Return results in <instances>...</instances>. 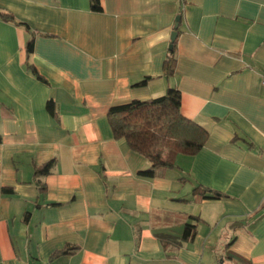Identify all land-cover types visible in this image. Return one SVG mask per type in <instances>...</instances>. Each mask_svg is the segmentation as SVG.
<instances>
[{"label":"crops","instance_id":"1","mask_svg":"<svg viewBox=\"0 0 264 264\" xmlns=\"http://www.w3.org/2000/svg\"><path fill=\"white\" fill-rule=\"evenodd\" d=\"M103 5L0 0L23 23L0 17V264H264V0ZM31 38L45 82L26 66ZM168 87L208 138L143 177L149 160L115 138L108 112ZM190 215L201 218L195 239L165 249L160 236L180 237Z\"/></svg>","mask_w":264,"mask_h":264},{"label":"trees","instance_id":"2","mask_svg":"<svg viewBox=\"0 0 264 264\" xmlns=\"http://www.w3.org/2000/svg\"><path fill=\"white\" fill-rule=\"evenodd\" d=\"M103 1L91 0V9L94 12H103ZM185 2L186 0H181L182 4ZM0 17L9 22L23 24L16 21L15 17L6 11L0 10ZM171 44L173 46L172 48L169 47L167 57L163 64V75L168 78L175 72L177 38L173 42L171 41ZM33 50L34 38H31L26 45L25 51L27 69L38 79L45 82V78L29 62V57L33 53ZM146 80L137 84H143ZM47 109L53 116H57L56 107L52 100L48 101ZM108 117L115 138H124L132 150L149 160L151 164L150 168L139 173L143 177H153L156 169L160 167H174L175 163L172 157L177 153L187 155L197 154L205 145L208 138L206 129L182 114L179 93L172 87H168L167 92L162 96L146 100H132L125 104L112 106L109 109ZM165 150H168L171 154L169 156L164 155ZM56 161V159H52L41 165L34 164L35 175L44 176L51 173ZM44 189L42 186L41 190ZM198 190L205 193L210 192L217 197L224 196L223 193L203 185L195 187L194 191L196 192ZM3 191L7 193L12 192L9 188H3ZM262 210H264V205L259 209V211ZM188 218L194 222L185 223L184 231L180 237L169 235L160 236L165 249L172 243L173 246L179 247L183 243L192 242L195 239L198 230L197 225L201 221V218L194 215H190ZM246 222L247 218L235 221L233 225L235 227L242 226ZM69 252L70 250L68 249L59 250L51 256V259ZM225 259L234 260L240 258L233 253L226 252L221 257V260Z\"/></svg>","mask_w":264,"mask_h":264},{"label":"water","instance_id":"3","mask_svg":"<svg viewBox=\"0 0 264 264\" xmlns=\"http://www.w3.org/2000/svg\"><path fill=\"white\" fill-rule=\"evenodd\" d=\"M180 19H181V17L180 16H178L177 17V23H176V25H175V31L172 33V37H171V41L173 42L176 38H177V35H178V32H177V28H178V26H179V21H180ZM172 44L170 45V48H172Z\"/></svg>","mask_w":264,"mask_h":264},{"label":"built area","instance_id":"4","mask_svg":"<svg viewBox=\"0 0 264 264\" xmlns=\"http://www.w3.org/2000/svg\"><path fill=\"white\" fill-rule=\"evenodd\" d=\"M264 82V81H263Z\"/></svg>","mask_w":264,"mask_h":264}]
</instances>
